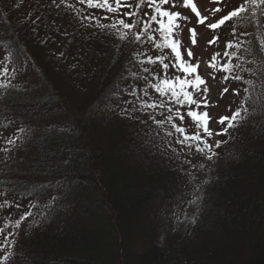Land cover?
Listing matches in <instances>:
<instances>
[{"label": "trees", "instance_id": "trees-1", "mask_svg": "<svg viewBox=\"0 0 264 264\" xmlns=\"http://www.w3.org/2000/svg\"><path fill=\"white\" fill-rule=\"evenodd\" d=\"M231 1L220 17L242 2ZM50 11L41 0H0L4 64L24 63L11 85L0 88V147L7 132L18 144L10 156L0 152V203L26 202L31 204L26 212L32 213L20 230L10 223L0 242V264H9L6 253H13L14 264H264V105L259 117L230 130L231 137L217 136L230 142L198 179L189 161L200 154L187 148L182 159L173 154L176 139L165 135L169 125L157 129L147 120L146 128L138 123L131 132L119 122L120 128L111 130L114 122L106 115L111 105L97 99L107 98L122 80L119 63L130 42L119 40L107 58L99 59L91 93L98 90V96L81 88L83 80L74 82L78 67L75 75L69 70L64 78L57 76L64 83L52 78L51 66L40 56ZM254 20L264 22V17ZM229 25L233 28V21L212 32ZM232 38L241 45L235 50L237 71L251 82L246 88L253 94L264 88V24L246 23ZM168 52L162 55L168 58ZM133 56L130 63L137 60ZM117 91L110 97L117 99ZM152 91L138 95L159 104ZM167 107L138 115L148 118L150 112L162 119L158 115ZM185 107H180L185 117L180 126L191 134L195 125ZM221 128L216 122V132ZM180 195L186 202L182 208L196 212L166 216Z\"/></svg>", "mask_w": 264, "mask_h": 264}, {"label": "rangeland", "instance_id": "rangeland-1", "mask_svg": "<svg viewBox=\"0 0 264 264\" xmlns=\"http://www.w3.org/2000/svg\"><path fill=\"white\" fill-rule=\"evenodd\" d=\"M41 1L47 3L51 9L48 14V22L50 23L48 24L46 20L45 24L47 23V27L45 28L43 33L47 41H45V44L43 42L46 48L40 51V56L43 62L48 63L51 66L50 69L53 76L52 78L56 80V82L60 83H64V79H57L58 75L61 78H64L67 71L69 72V70H71L74 74V67H78V70L81 69V74L74 80V82L79 83L81 80H83L82 82H80L81 88L83 90L85 89V92H88V90H90V92L88 93L91 94L92 90L94 89L93 85L96 83L97 79V64L99 59L107 58L113 52L120 41L118 37L113 34L111 29H101L98 27V25H96L94 21L84 20L83 17L92 16L99 19L102 23H109L108 20H104L105 16H108L110 19L124 18L126 20H129V18L124 16V12L134 11L135 9L122 7L118 14H111L107 13V11L103 9H89L86 5H80L77 0H67V4L72 5L71 8H68L66 5H60L58 7L57 4L59 3V0H57V4L52 3V0ZM123 2L135 3L136 0H123ZM194 2L197 4V7L201 10L202 14H208L207 10L217 6L215 3L210 2V0H194ZM231 3V0H225L223 4H220L223 10L220 13L216 14L215 18H210L209 22H214L215 19H218L222 13H225L230 8ZM163 7L169 8L170 10L180 11L182 15L188 17L186 21H181L182 27L177 33V38L182 42L180 46L182 57L190 59L192 63H195L196 61L201 62L200 67L198 68V72L206 80L207 86L209 87L208 98L210 104L213 105L207 109L210 115L214 118L210 123V129L213 131V133H216V121L219 119V117L230 115L231 111L235 110L241 103L244 102L245 99L248 102V107L254 110L253 115L255 117H259V114L262 111V105H264V88L258 87L262 92L258 93L257 90L259 89L256 88L255 93L250 94V91L248 93L247 91L245 92L243 90L247 86L251 85V82L247 78L242 77L244 81L241 80L240 82H236L232 79H229V82H225L224 80H222L220 75H218L214 70L207 67V63L210 60L211 56L214 53H220L222 55L225 51L226 42L233 39L232 27L229 25L228 27L218 30L217 32H212V30L206 27V24L200 25L197 23L195 14L192 13L189 8L183 7L182 0H178L177 6L175 8H171L170 4L164 5ZM144 11L150 10L145 8ZM139 26L140 25L138 24V27ZM153 27H155V25H153ZM190 28H196L198 32L197 44L195 46H193L191 43L189 32ZM154 35L156 36V42H159V34L155 33ZM212 35H219V39L215 44L209 45L208 41L212 38ZM189 48L194 53V56L192 58L187 57V50ZM166 50L168 54V50L170 51V49H158L155 47V44L148 41L146 37L142 38V41L139 43H130V45H127L123 63H119V67L122 66L120 69L122 80L117 81L115 87L113 86L112 88H110V95L108 96L109 99H107L108 97H101L97 99L102 103H105L109 107L111 105V110H109V114L106 115L109 116L110 119H112L114 122L111 125L112 127L110 126L113 132H115L117 128H120L118 127L119 122L123 123V127L125 128V130L128 129L131 132L134 131V127L138 126V123L141 124L140 127L144 126L146 128L147 123L143 122L147 120L149 121V119L140 117L138 115V111H133V109L137 108L139 100H144L138 95V93L149 89H151V91L154 90L152 88V85L154 83H158L159 79L165 76L173 79L176 76L183 77V73L179 72L178 69L171 66L169 67L167 72H165L160 63H147V58L149 56L154 58L158 55H162L166 52ZM130 53L132 55H129ZM170 54L174 57V54L171 53V51ZM171 55L166 58L165 61L170 65L173 63L170 62V60L172 59ZM131 56L137 58V60H134L130 63L129 60ZM3 60H5V57L0 47V65H6L4 64ZM138 60H143L145 61V63H138ZM23 65L24 63L21 62V64L17 66V68H19L18 75L22 73ZM145 67L149 69L148 72L144 71ZM257 68H259V65L257 66ZM261 74L264 76V68L261 70ZM70 78L73 77L71 76ZM23 80H28L27 76H24ZM78 80L79 82H77ZM255 85L257 86V84ZM226 87L229 89V91L223 93L222 95L223 89ZM117 90H119L120 92L118 94L119 97H117V99H115L114 97H110L112 96V91L117 93ZM97 91L98 90L93 91V94L91 95L98 96L96 95ZM133 91H135V95L131 94ZM197 95L199 96L200 94ZM157 96V101H160L161 98L159 97L158 93ZM164 99L167 100L166 97ZM168 106L172 107L173 109L180 107L172 104H168ZM167 108L164 109L163 112H160V114L158 115L159 118H164L168 115ZM125 110L131 115L132 118H129V116L123 114ZM180 113L182 115L181 108ZM138 119H141V121L143 122L138 121ZM185 121V124L190 123V121ZM174 122H177L179 126L180 124L182 125V120H179L178 117L174 116ZM190 126L191 125L188 124L187 128H190ZM247 128L248 127H245L244 130H246ZM191 132H194V130H191ZM238 132H240V130ZM173 133V137L175 139L180 138L179 134L175 132ZM239 134H241V132ZM7 137H11L9 132L5 134L4 139ZM150 138H152L151 134ZM215 140H217L216 135L212 137V142H214ZM173 148L177 149V151L172 153H177L180 159H182V156H184L183 147L174 143ZM200 163L207 164L208 162L205 161L202 156L194 155V160H192L189 165L191 169L196 171V174H198V179L202 177L204 172L203 169H200L198 167ZM193 165H197V167L193 168ZM177 167H179V161L177 162ZM182 177V173H179L180 180L182 179ZM180 196V202L177 204V206L173 205L172 209H170L171 207L167 209L166 216L175 214L174 211H182L187 215L196 212L197 209L195 207L192 209L182 208V206L186 204V202L181 203L185 198H182V196L184 195ZM186 198H188V196H186ZM15 202H17V204H10L7 201L4 207H0V228L4 229L2 232H0V242L3 239V235L6 234V231L8 232V229L11 230V228L9 227L4 228V224L7 223L10 226V223L12 224L15 219L26 213V211H28L31 206V204H28L26 202ZM24 223L25 222H22V224ZM151 224H153L152 220ZM21 228H23V225ZM23 236L24 231L22 229L19 238L21 239ZM22 241L23 242L21 243L25 244V240ZM3 251L4 249H2L1 253ZM15 252H17L16 249Z\"/></svg>", "mask_w": 264, "mask_h": 264}, {"label": "snow or ice", "instance_id": "snow-or-ice-1", "mask_svg": "<svg viewBox=\"0 0 264 264\" xmlns=\"http://www.w3.org/2000/svg\"><path fill=\"white\" fill-rule=\"evenodd\" d=\"M80 5H86L89 9H103L107 13L118 14L122 7L128 9H135L134 11L124 12V16L129 18L126 20L124 18L110 19L108 16L104 17V20H108L109 23H102L99 19L92 16H84V20L94 21L101 29H111L114 35L118 37L120 41H128L130 43H139L142 38H145L153 42L155 47L158 49H170L171 53L174 54V62L170 65L165 62V57L163 55H158L156 57L149 56L147 58V63H160L165 72L169 67H173L183 73V77L176 76L174 79L167 76L159 79L158 83H154L152 88L156 93L159 94L160 102L159 104L152 102L148 103L141 100L137 108L133 111H148L155 110L157 107L165 108L167 104H172L180 107L187 106V117L191 118V121L195 125V131L191 134L188 133L187 129L179 126L177 122H174V116L178 117L179 120H183L185 117L180 113V107L173 109L168 107V115L162 119H156L149 112L148 119L151 120L157 127L163 128L165 124L169 125L170 128L166 131V136H173V132L179 134L178 139L175 143L181 145L183 148H187L190 152L194 150L195 154H200L205 161L208 163H200L198 167L204 169L210 167L212 162L218 161L220 158L219 149L230 142L229 140H215L212 142V137L214 135H227L231 137V131L241 126L243 122L250 119L254 114V110L248 107V102L245 101L240 104L235 110L232 111L231 115H225L219 117L216 121L222 128L220 132L215 134L210 129V123L213 121V117L207 110L210 106L208 94L209 87L207 86L206 80L198 72L200 67V61L192 63L190 59H186L181 55V40L177 38V33L181 29V21H186L187 16L182 15L180 11L170 10L169 8L163 7L164 5H169L171 8L177 6L178 0H136L135 3H125L123 0H77ZM210 2L215 3L217 6L207 10L208 14H202L201 10L197 7L194 0H182V5L184 8H189L192 13L195 14L197 23L200 25H205L210 30H217L225 25L228 21H233L232 34L235 37L237 35V29L246 23L264 24L261 20H254L258 15L264 17V0H242V2L235 7L233 10L228 11L226 15L221 16L219 19H215L214 22H209L210 18H215L216 14L220 13L223 9L220 6L222 0H210ZM52 3L57 4V0H52ZM66 5L71 8V4H67V0H59L57 6ZM147 8L150 11H144ZM138 24L140 25L138 27ZM155 25V27H153ZM190 39L193 46L197 44L198 32L196 28H190ZM155 33L159 34V42H156ZM246 34V33H245ZM217 36H213L208 44L212 45L218 41ZM241 45L239 41L233 43L228 41L225 44V51L222 56L220 53H214L207 63L209 69L215 72H222L225 75L222 80L227 81L232 79L236 82L242 80L241 75L238 73L240 65L234 62V58L237 56V52L234 50L239 48ZM194 53L189 48L187 50V57L192 58ZM7 59V57H5ZM138 63H145L143 60H138ZM19 71V68H12L11 65H0V77L7 79V82L0 80V88H8L11 85L12 79ZM145 72H148L147 67L144 68ZM12 73L9 76V73ZM245 92L248 91L247 88L243 89ZM229 89L226 87L223 89V93L228 92ZM135 95V91L131 93ZM197 94H200L199 96ZM144 95L147 96L148 92L145 90ZM167 98L165 100L164 98ZM124 115L132 118L131 115L125 110ZM143 122V121H142ZM21 131H23L21 129ZM17 140L7 137L4 139V144L0 147V152L5 155L10 156L11 152L17 147ZM173 152L177 149L173 148ZM189 163H191L189 161ZM197 165H193L196 168ZM193 179H195L194 173H189ZM189 203L195 204L194 200H189ZM7 203L5 199L4 203H0V207H4ZM30 213H25L15 219L12 223V227L20 230L22 227V222L26 221L30 216ZM195 221H193L194 223ZM9 225L4 224V228H8ZM4 229L0 228V232ZM7 241V236L4 237ZM13 243H16L15 241ZM13 253H6L3 256L4 261H9V264H14L11 260Z\"/></svg>", "mask_w": 264, "mask_h": 264}]
</instances>
